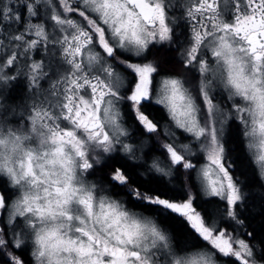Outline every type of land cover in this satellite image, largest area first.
Returning a JSON list of instances; mask_svg holds the SVG:
<instances>
[{
  "label": "snow or ice",
  "instance_id": "6c2138e0",
  "mask_svg": "<svg viewBox=\"0 0 264 264\" xmlns=\"http://www.w3.org/2000/svg\"><path fill=\"white\" fill-rule=\"evenodd\" d=\"M0 264H264V0H0Z\"/></svg>",
  "mask_w": 264,
  "mask_h": 264
}]
</instances>
